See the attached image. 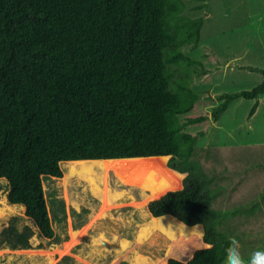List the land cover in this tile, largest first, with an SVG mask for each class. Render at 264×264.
<instances>
[{
    "label": "trees",
    "instance_id": "trees-1",
    "mask_svg": "<svg viewBox=\"0 0 264 264\" xmlns=\"http://www.w3.org/2000/svg\"><path fill=\"white\" fill-rule=\"evenodd\" d=\"M202 22L183 0H0V177L38 234H54L42 179L60 176L61 161L169 154L168 166L187 172L183 187L148 208L201 223L211 247L168 264L225 261L226 212L211 206L207 175L190 159L210 117L264 94V77L219 93L208 112L211 95L192 85L201 61L183 50L198 43ZM19 219L0 231V247L31 246L34 229Z\"/></svg>",
    "mask_w": 264,
    "mask_h": 264
},
{
    "label": "rangeland",
    "instance_id": "rangeland-1",
    "mask_svg": "<svg viewBox=\"0 0 264 264\" xmlns=\"http://www.w3.org/2000/svg\"><path fill=\"white\" fill-rule=\"evenodd\" d=\"M183 1L185 14L203 20L198 43L187 44L183 50L201 61L196 64L199 70L192 85L211 95L212 100L202 102L210 112L219 103V93L251 88L264 77V0ZM169 158H165L166 179L174 181V190L182 186L187 172L168 166ZM190 161L206 173L204 179L212 189L211 206L226 212L219 228L240 242L244 259L253 251L264 250V94L258 98L238 96L219 118L210 117ZM60 167V176L42 179L52 237L38 234L23 205L11 206L6 178L0 177V231L13 215L20 217L18 227L28 224L34 229L30 247H0V264H138L139 256L144 257L143 264L163 260L168 264L170 257L187 261L197 248L211 245L203 239L201 223L199 243L193 246L160 230L145 231L152 216L149 202L141 204V188L122 183L113 172L107 183L116 197L103 206L87 180L67 174L66 160ZM100 235L109 243L98 249Z\"/></svg>",
    "mask_w": 264,
    "mask_h": 264
},
{
    "label": "bare ground",
    "instance_id": "bare-ground-1",
    "mask_svg": "<svg viewBox=\"0 0 264 264\" xmlns=\"http://www.w3.org/2000/svg\"><path fill=\"white\" fill-rule=\"evenodd\" d=\"M165 158V155H154L108 159H74L66 160V168L69 176L77 175L87 180L92 191L100 196L103 206L108 205L109 200L113 201L116 197L114 196L115 192L109 189L107 183L110 172H113L114 176L122 183L139 186L144 196V200L141 201V204H143L159 198L162 194L174 188V181L166 179L167 165ZM14 204H11V206H14ZM153 230H160L174 240L182 238L192 246L199 243V236L202 233V227L199 223L188 225L170 214L150 216L145 231L151 232ZM107 243H109L108 239L104 235H100L95 247L100 249L106 246ZM139 257L141 260L138 259V264H143L144 257ZM158 264L166 263L163 260Z\"/></svg>",
    "mask_w": 264,
    "mask_h": 264
},
{
    "label": "clouds",
    "instance_id": "clouds-1",
    "mask_svg": "<svg viewBox=\"0 0 264 264\" xmlns=\"http://www.w3.org/2000/svg\"><path fill=\"white\" fill-rule=\"evenodd\" d=\"M207 247L210 248L211 245H207ZM225 260L226 264H264V250L253 251L245 260L240 251V242L233 237L226 249Z\"/></svg>",
    "mask_w": 264,
    "mask_h": 264
},
{
    "label": "water",
    "instance_id": "water-1",
    "mask_svg": "<svg viewBox=\"0 0 264 264\" xmlns=\"http://www.w3.org/2000/svg\"><path fill=\"white\" fill-rule=\"evenodd\" d=\"M163 155L168 156L169 154H163ZM142 156H144V155H141V156H139V157H142ZM146 156H154V155H146ZM160 156H161V155H160ZM129 157H137V156H129ZM118 158H119V157H118ZM99 159H101V158H99ZM102 159H104V158H102ZM106 159H108V158H106ZM73 160H74V159H73ZM182 187H183V183H182V186H181L180 188H182ZM180 188H179V189H180ZM168 191H170V190H168ZM168 191H167V192H168ZM165 193H166V192H165ZM165 193H164V194H165ZM162 195H163V194H162ZM162 195H161V196H162ZM161 196H160V197H161ZM153 200H154V199H153ZM150 201H151V200H150ZM150 201H148V202H150ZM166 214H169V213H166ZM162 215H164V214H162ZM170 215H171V214H170ZM158 216H160V215H158ZM188 260H189V259H188Z\"/></svg>",
    "mask_w": 264,
    "mask_h": 264
}]
</instances>
